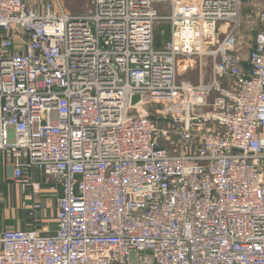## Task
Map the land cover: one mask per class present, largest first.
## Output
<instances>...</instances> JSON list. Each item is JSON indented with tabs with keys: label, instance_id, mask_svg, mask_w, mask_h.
<instances>
[{
	"label": "built area",
	"instance_id": "obj_1",
	"mask_svg": "<svg viewBox=\"0 0 264 264\" xmlns=\"http://www.w3.org/2000/svg\"><path fill=\"white\" fill-rule=\"evenodd\" d=\"M262 2L245 70L243 0H0V152L60 191L0 264H264Z\"/></svg>",
	"mask_w": 264,
	"mask_h": 264
},
{
	"label": "crops",
	"instance_id": "obj_2",
	"mask_svg": "<svg viewBox=\"0 0 264 264\" xmlns=\"http://www.w3.org/2000/svg\"><path fill=\"white\" fill-rule=\"evenodd\" d=\"M263 7L262 0H243V14L245 24L250 26H259L256 12ZM256 36V35H255ZM246 41V36L242 39ZM255 38L253 39L254 43ZM240 44L239 40L237 41ZM242 50V49H241ZM250 53V52H249ZM249 53L243 57V66L245 70L250 69ZM37 190L32 188L23 189L13 178V170L10 161L6 155L0 152V232L7 229H30L37 228L43 232H53L57 228V212L59 204L57 195L54 193L51 185L46 181L42 173H35ZM57 203L56 213H53V221L49 210ZM41 203L43 208L33 212V206ZM50 217V219H49ZM52 221V222H51Z\"/></svg>",
	"mask_w": 264,
	"mask_h": 264
},
{
	"label": "rangeland",
	"instance_id": "obj_3",
	"mask_svg": "<svg viewBox=\"0 0 264 264\" xmlns=\"http://www.w3.org/2000/svg\"><path fill=\"white\" fill-rule=\"evenodd\" d=\"M61 2L64 8L68 12L73 14L85 13L89 11L92 6V0H61ZM244 14H243V24L237 39L240 42V52L243 51V53L247 55L254 46L253 39L255 38L259 26L255 27V26H250L249 24H245ZM243 35L246 36V41L244 40V38L242 39ZM169 36H170V30L168 29V27H166V25L163 22L158 23L155 30L156 45L162 46ZM203 69L204 70H201L198 64H196L191 71L187 72L184 71V65L181 63L179 67V77L180 79H187L192 82H198L202 79H207L209 77V69H210L209 64H207V66H205ZM58 198L59 196L57 195V200ZM53 202L54 204L52 205L51 209L48 211L49 216L51 214L52 221L54 220L53 213H56L57 210V203H55L56 199L55 201L53 200Z\"/></svg>",
	"mask_w": 264,
	"mask_h": 264
},
{
	"label": "water",
	"instance_id": "obj_4",
	"mask_svg": "<svg viewBox=\"0 0 264 264\" xmlns=\"http://www.w3.org/2000/svg\"><path fill=\"white\" fill-rule=\"evenodd\" d=\"M138 97H135V101H137Z\"/></svg>",
	"mask_w": 264,
	"mask_h": 264
}]
</instances>
